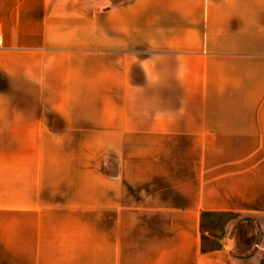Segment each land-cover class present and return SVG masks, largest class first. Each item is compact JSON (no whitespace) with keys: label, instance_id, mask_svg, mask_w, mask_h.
<instances>
[{"label":"crops","instance_id":"obj_1","mask_svg":"<svg viewBox=\"0 0 264 264\" xmlns=\"http://www.w3.org/2000/svg\"><path fill=\"white\" fill-rule=\"evenodd\" d=\"M0 149L22 259L63 186L105 264H264V0H0Z\"/></svg>","mask_w":264,"mask_h":264},{"label":"rangeland","instance_id":"obj_2","mask_svg":"<svg viewBox=\"0 0 264 264\" xmlns=\"http://www.w3.org/2000/svg\"><path fill=\"white\" fill-rule=\"evenodd\" d=\"M5 150L0 149V205L8 200L20 198L6 197L9 192L21 190L22 181L9 180L4 165ZM28 182H26L27 184ZM34 182H30V191L35 192ZM59 184V183H58ZM63 194L57 197L44 198L40 215L29 213L30 243L29 260L22 259V245H6L0 243V264H105L102 257L101 212L99 206L91 210L87 206L73 204L75 198L68 187H61ZM14 190V191H13ZM95 191V199L100 202V193ZM95 200V201H96ZM33 199L30 203L33 204ZM15 217L20 215L13 214ZM17 215V216H16ZM11 217V215H10ZM233 217L228 213H212L205 215L204 228L216 236L224 233L225 224ZM9 214L0 211V235L6 226ZM40 219V245L37 244V228H33ZM239 218V220H242ZM36 227V226H35ZM5 240V238H3ZM0 240L2 238L0 237ZM206 245L219 244L218 239H207ZM13 252V253H12ZM24 247V256H25ZM13 257V258H11ZM107 264V262H106ZM110 264H114L110 262Z\"/></svg>","mask_w":264,"mask_h":264},{"label":"trees","instance_id":"obj_3","mask_svg":"<svg viewBox=\"0 0 264 264\" xmlns=\"http://www.w3.org/2000/svg\"><path fill=\"white\" fill-rule=\"evenodd\" d=\"M206 215H211L209 212L205 213Z\"/></svg>","mask_w":264,"mask_h":264}]
</instances>
